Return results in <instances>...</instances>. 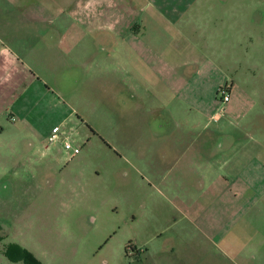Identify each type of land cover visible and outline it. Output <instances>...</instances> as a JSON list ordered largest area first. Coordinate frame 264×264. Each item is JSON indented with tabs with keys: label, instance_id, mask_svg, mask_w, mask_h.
<instances>
[{
	"label": "rangeland",
	"instance_id": "obj_1",
	"mask_svg": "<svg viewBox=\"0 0 264 264\" xmlns=\"http://www.w3.org/2000/svg\"><path fill=\"white\" fill-rule=\"evenodd\" d=\"M68 1L0 0V27L9 29L0 33V52L6 50L0 55V264H10L4 256L9 244L27 249L41 264H264V257L239 259L223 249L231 242L245 245L250 235L264 243V199L219 249L183 218L176 200L184 193L183 180L195 191L196 169L181 166V180L162 179L168 167L154 166L156 154L148 146L159 133L153 127L158 122L179 127L164 128L156 139L179 143L198 135L237 142L235 160L222 171L231 191L198 202L206 209L204 219H216V226L250 205V191L235 178L252 159L264 167V0H194L185 11L186 33L181 22L172 26L150 9L133 14V23L141 24L136 42L152 47L145 61L153 70L166 76L162 63H167L184 76L204 74L205 80L193 85L202 88L203 97L192 100L181 99L192 96L185 90L166 97L161 82L152 84L150 93L140 91L149 87L138 75L133 81L128 67L109 68L107 60L118 56L122 39L100 18L94 26L74 23L76 31L68 34L73 29ZM96 3L79 0L77 6L83 12ZM164 4L154 5L162 11ZM195 13L219 17L203 28L205 34L228 36L191 48L176 32L195 38L200 32L188 18ZM215 85L231 88L228 103L221 104ZM153 95L169 104L155 120L153 109L164 103ZM216 112L219 122L212 116ZM193 124L195 130H187ZM54 125L74 132L76 157L69 159L60 142L48 143ZM260 177L255 186L264 180Z\"/></svg>",
	"mask_w": 264,
	"mask_h": 264
},
{
	"label": "crops",
	"instance_id": "obj_2",
	"mask_svg": "<svg viewBox=\"0 0 264 264\" xmlns=\"http://www.w3.org/2000/svg\"><path fill=\"white\" fill-rule=\"evenodd\" d=\"M97 2L96 6L89 11L84 10L81 11V8L77 6L79 3V0H69L67 2L69 17L73 19L72 23L70 24V28L66 31L68 34L72 33L70 32L73 30L76 31L74 28L76 26L74 23L82 24L84 26H94L93 21L95 18H100L101 22H103V26L112 32L115 36H118L122 39V44L116 48L115 57L109 56V60H107V63L109 64V68H112L113 70H124L125 67L129 68L130 74L128 75L131 77V79L136 80L137 75L140 79L144 80V83L149 87L145 90V86L140 88V91H146L147 93H150L151 85L155 84L156 82H161L163 84L164 89H162V92H168L166 93V97H168L171 94V98L177 97L173 96L174 94H180L183 90H185L186 93L191 92L192 96L184 95L180 96L181 99L186 100H192V99H199L203 97V90L199 86H193L194 84H197L198 82H203L205 80L204 74L199 73V71H196L195 73L184 76L181 73L177 72L174 69L169 70L166 66L167 63H162L163 67L166 71V76L162 75V71L153 70L151 64H147L148 62L145 61V52L152 50L151 46L148 44H144L141 41L136 42L135 39V33L137 31L136 28H141L136 23H133L134 18L133 14L139 10V11H148L149 9L152 10L153 14H156L157 16H163L168 24L175 25L177 23L181 22L182 28H185V33L187 28L189 29V23H187L184 18L186 17V8L189 6H192L194 4V0H176L177 2L173 0H94ZM185 2V5L183 4ZM131 3V5H130ZM155 3H165L162 5V11L161 9H158L154 4ZM73 5L75 7L73 8ZM174 5V6H172ZM178 6H181L185 8L184 10H179ZM189 20L195 21L197 25V30L200 33L195 37L191 38L188 36L181 35L178 31L176 34L180 37H182L188 45L192 47H196L197 42L203 43V44H212L216 43V40H220L226 38L228 35L227 33H224L223 35H217L210 34V33H204L207 29L203 30L206 25L213 22L214 19H219V17L214 18L210 15H203V13H195L190 15ZM79 20V21H78ZM185 21V23H184ZM184 24V25H183ZM217 24V22H216ZM185 26V27H184ZM9 31V29L0 27V33L5 35ZM66 33V35H68ZM73 35V34H72ZM65 36V35H64ZM217 38V39H216ZM173 40V37H172ZM59 40L57 41V43ZM196 43V44H195ZM120 47V48H119ZM120 49L121 54L120 57L123 59L121 61V58L119 57L118 50ZM6 54V50L2 49L0 52V55ZM203 66V65H202ZM175 74L174 76H172ZM214 82L211 78L208 79V83ZM181 83V86H180ZM215 94L218 93L219 86H214ZM231 90V88H230ZM219 94V93H218ZM168 95V96H167ZM155 96V95H153ZM160 95H156L155 99H157V103H164V105H158L153 109L154 113L159 112V116L161 114H164V110L168 108V102H163V100L166 99H159L157 98ZM165 96V95H164ZM161 97V96H160ZM164 97V98H166ZM170 98V99H171ZM171 99V100H172ZM191 102V101H190ZM187 101V103H190ZM186 103V102H185ZM192 104V102H191ZM197 111L199 113H203L198 108V104L195 105ZM165 115V114H164ZM168 117L169 114H166ZM213 117L217 119V122L221 120V112L214 113L212 115ZM211 116V118H212ZM155 118V117H154ZM152 120H155V119ZM152 122V121H151ZM153 127L156 130H159V133H156L157 136H161V132H163L164 128L166 130L175 131L176 128H178L179 124L176 123L175 125L172 124V122H158L153 123ZM177 125V126H176ZM55 126V125H54ZM53 127V126H52ZM187 130H195V127L197 125H191L187 126ZM207 127V126H206ZM205 126L201 127V131H204ZM218 129L221 132V128L218 127ZM50 131L48 132L49 135ZM218 134V135H219ZM47 135V137H48ZM164 135V134H162ZM202 136V133H200ZM153 137L150 139L148 146L152 145V148L155 151V160L158 162L157 164H154V166H157L158 168H167L164 170V173L161 175V178H177L179 180L182 179L180 176V167L182 169L191 170L196 169V180L197 183L193 187L195 191H190L187 189V187L184 186V180H183V188L184 193L180 197L176 196L177 203L179 205L182 204L183 207H181V215L183 218L190 224L192 227H194L198 234L201 235L206 240H209L213 245L219 247L221 249V246H224V240L228 237L229 233L232 229L237 227L240 223V219L244 217L245 215L251 214L252 210L256 205L258 204L257 200L259 198L264 199V180L262 179V183H260V187L254 185V178L260 177V174L264 175V167L261 165L258 167V164L253 161V159L250 161L249 164H247L236 176L235 179L241 180V183L243 184V188L250 191V205L246 204L241 206L236 212L234 213V219L230 220V223H223L222 226H216L215 222L217 221L215 218V221L207 222L204 219L205 216V207L204 204L202 205L201 202H198V199H204L206 198V195L209 196H219L222 191L223 194L226 191H231L229 188L230 185H227L228 182L225 181L222 177V171H229V168L231 167V161H234L236 156L234 154L235 146L238 144L235 141L231 142L228 141L225 144L222 140L219 141H211L207 139L199 138L198 135L196 138L190 139L185 138L182 139L181 142H174V139H167L160 138L156 139L155 134L152 135ZM153 140V141H152ZM172 141V142H171ZM151 143V144H150ZM177 148H181L178 155H173V153L176 151ZM76 157V156H75ZM74 158V157H73ZM255 164L256 167L253 166ZM249 166V170H248ZM155 168V167H154ZM256 170L260 172H255ZM262 170V171H261ZM250 173V175L248 174ZM255 173H259L258 176H254ZM241 176V177H240ZM179 177V178H178ZM189 176H186L185 178H188ZM242 178V179H241ZM261 178V177H260ZM224 185H223V184ZM224 187V190L222 189ZM235 192H238L235 189ZM237 194V193H234ZM184 195V196H183ZM183 196V197H182ZM190 196V198L188 197ZM236 196V195H235ZM256 197V198H255ZM183 208L184 211H183ZM248 227H253V225L247 224ZM252 225V226H251ZM256 229V228H255ZM250 231V229H249ZM259 231V229H258ZM261 232V230H260ZM251 234V231H250ZM260 234V233H259ZM257 239L255 236H249L248 242L245 245L239 244L238 242H231L229 244H226L223 249H228V251L237 256L239 259H256V258H262L264 257V250H261V247L264 245L263 240H255ZM260 241V242H259ZM253 243H256V245H253ZM221 245V246H220Z\"/></svg>",
	"mask_w": 264,
	"mask_h": 264
},
{
	"label": "built area",
	"instance_id": "obj_3",
	"mask_svg": "<svg viewBox=\"0 0 264 264\" xmlns=\"http://www.w3.org/2000/svg\"><path fill=\"white\" fill-rule=\"evenodd\" d=\"M221 104H226L230 101V93L228 88L219 90ZM63 126L55 125L51 128L47 137V141L50 144L60 142L63 149L69 153V159H72L79 154V148L73 145L74 132L62 130Z\"/></svg>",
	"mask_w": 264,
	"mask_h": 264
},
{
	"label": "trees",
	"instance_id": "obj_4",
	"mask_svg": "<svg viewBox=\"0 0 264 264\" xmlns=\"http://www.w3.org/2000/svg\"><path fill=\"white\" fill-rule=\"evenodd\" d=\"M3 238L0 236V241ZM4 256L10 264H41L30 251L18 244H9L4 250Z\"/></svg>",
	"mask_w": 264,
	"mask_h": 264
},
{
	"label": "flooded vegetation",
	"instance_id": "obj_5",
	"mask_svg": "<svg viewBox=\"0 0 264 264\" xmlns=\"http://www.w3.org/2000/svg\"><path fill=\"white\" fill-rule=\"evenodd\" d=\"M228 86H226V87H224V88H227ZM224 88H220L219 90H221V89H224ZM219 90H218V92H219ZM228 90H229V93H230V88L228 87ZM159 115V112H156V113H154V117L156 118L157 116ZM153 117V118H154ZM159 117H164V114H161V116H159ZM4 228H3V226L0 224V236L4 239V235H3V233H4ZM2 239V240H3ZM1 240V241H2Z\"/></svg>",
	"mask_w": 264,
	"mask_h": 264
}]
</instances>
